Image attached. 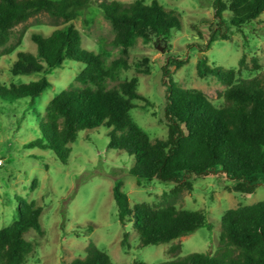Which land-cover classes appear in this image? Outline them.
<instances>
[{
	"label": "trees",
	"instance_id": "obj_1",
	"mask_svg": "<svg viewBox=\"0 0 264 264\" xmlns=\"http://www.w3.org/2000/svg\"><path fill=\"white\" fill-rule=\"evenodd\" d=\"M97 4L104 17L112 24L114 38L111 45L122 47L124 56L109 66L103 57L82 45L83 35L75 25L79 13L91 4ZM214 23L211 35L197 63L202 79L215 78L227 89L221 94L222 104L216 106L208 95L195 89H186L166 81V105L163 123L168 129L166 139L152 140L149 134L131 117L130 112L139 108L136 100L150 105L138 92L139 79L125 80L118 88L107 90L105 83L115 80L120 72L131 69L128 50L142 40L169 42L173 32L182 28L181 15L168 10L159 1L146 4L143 0L121 3L106 0H0V48L4 47L17 27L29 20L48 15L57 28L50 35L33 33L31 40L37 46L36 54L19 52L11 74L18 76L43 75L39 81L28 84H0V98L10 101L31 100L34 104L44 91L53 86L46 78L62 68L67 60L84 63L76 82L85 86H70L56 96L44 114L33 110L40 137L25 148L51 150L61 164H68L71 149L80 132L108 130V148L126 152L134 157L135 165L130 174L141 181L159 180L175 185L163 199L176 196L183 189L192 190L189 177L205 178L224 173L238 184L231 192L242 196L255 194L264 186V72L244 78V57L238 67L226 69L210 65L205 54L218 38L229 40V29L224 14H232L231 25L242 30L250 24L264 30V0H215ZM19 46V45H18ZM171 62V61H170ZM187 61H175L177 70ZM140 74L150 75L149 68L135 66ZM164 69V78L170 75ZM92 85V86H91ZM34 183V188L36 187ZM114 197L119 208L122 226L133 225L142 246L170 243L195 233L207 224L203 211L178 209L167 200L164 206L147 203L130 205L129 197L122 191V183L114 186ZM18 220L0 229V264H26L34 244L24 235L35 230L43 235L40 218L43 208L36 202L17 198ZM221 243L238 250L230 263L210 255L193 253L182 260L159 264H264V201L253 205L227 210L222 217ZM127 244L124 236L123 246ZM180 245H173L168 253L176 254ZM70 264H113L110 256L95 245L89 246L85 258ZM134 264H143L136 262Z\"/></svg>",
	"mask_w": 264,
	"mask_h": 264
},
{
	"label": "rangeland",
	"instance_id": "obj_2",
	"mask_svg": "<svg viewBox=\"0 0 264 264\" xmlns=\"http://www.w3.org/2000/svg\"><path fill=\"white\" fill-rule=\"evenodd\" d=\"M106 1L132 3L135 0ZM143 1L150 4L153 0ZM157 1L181 15V30L173 32L167 43L145 44L139 39L127 51L131 69L123 70L115 80L105 83L106 89L111 90L125 80L139 79L138 92L150 105L142 108L146 103L136 100L139 108L133 109L130 115L152 140L166 139L168 135L163 123L166 81L202 91L216 106L222 104L221 94L227 89L215 78H200L197 71V63L203 56L199 48L208 43L215 21V0ZM231 17L229 11L224 14L229 40L218 38L205 54L210 65L226 69L238 67L244 57V78L255 77L264 72V30L255 23L238 30L231 25ZM75 25L83 35V48L101 55L107 66L124 56L122 47L111 45L114 29L96 2L79 13ZM62 26H54L51 17L44 14L17 27L9 42L0 48V84L10 88L13 83L28 84L44 78L43 75L15 77L10 71L19 52L36 54L37 46L31 40L33 33L48 36ZM175 61L187 62L177 70L172 67ZM139 64L141 69L149 68L151 74L137 73L135 66ZM86 68L84 63L67 60L62 68L46 76L53 86L36 98L33 105L28 99L0 98V229L18 220L17 198L36 202L43 208L40 223L44 234L31 229L24 235L34 244L26 264H70L85 258L91 244L107 253L113 264H159L182 260L193 253L210 255L227 263L234 261L238 250L221 243L222 217L227 210L263 202V185L246 197L231 192L238 182L222 172L205 178L189 177L192 190L183 189L166 201L178 209L205 212L207 224L173 242L144 247L133 225L128 223L124 227L119 222L114 186L122 183V191L128 195L131 206L138 203L164 206L163 194L170 193L174 184L153 180L141 181L139 185L138 179L130 174L135 165L134 157L109 149L108 130L103 127L79 133L70 146L66 165L61 164L51 150L25 148L40 137L33 110L44 114L46 106L70 86L84 88L76 78ZM165 68L171 70L167 79L164 78ZM125 235L127 244L123 246ZM173 245H180L181 250L170 255L168 251Z\"/></svg>",
	"mask_w": 264,
	"mask_h": 264
},
{
	"label": "water",
	"instance_id": "obj_3",
	"mask_svg": "<svg viewBox=\"0 0 264 264\" xmlns=\"http://www.w3.org/2000/svg\"><path fill=\"white\" fill-rule=\"evenodd\" d=\"M162 50V49H161ZM200 57H201V55H200Z\"/></svg>",
	"mask_w": 264,
	"mask_h": 264
}]
</instances>
